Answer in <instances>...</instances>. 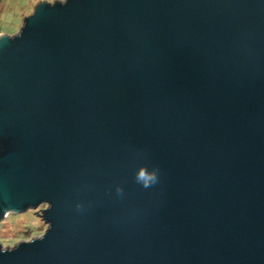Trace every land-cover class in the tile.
Segmentation results:
<instances>
[{
  "label": "water",
  "instance_id": "water-1",
  "mask_svg": "<svg viewBox=\"0 0 264 264\" xmlns=\"http://www.w3.org/2000/svg\"><path fill=\"white\" fill-rule=\"evenodd\" d=\"M41 205L0 264H264V0L41 2L0 35V218Z\"/></svg>",
  "mask_w": 264,
  "mask_h": 264
},
{
  "label": "rangeland",
  "instance_id": "rangeland-1",
  "mask_svg": "<svg viewBox=\"0 0 264 264\" xmlns=\"http://www.w3.org/2000/svg\"><path fill=\"white\" fill-rule=\"evenodd\" d=\"M54 1L63 2L64 0H0V34L16 35L23 19L33 12L37 4ZM45 208V205H41L36 209H29L19 214L9 213L2 216L0 218V245L3 249L13 248L20 242L40 237L47 228L40 217L41 211Z\"/></svg>",
  "mask_w": 264,
  "mask_h": 264
},
{
  "label": "clouds",
  "instance_id": "clouds-1",
  "mask_svg": "<svg viewBox=\"0 0 264 264\" xmlns=\"http://www.w3.org/2000/svg\"><path fill=\"white\" fill-rule=\"evenodd\" d=\"M156 173L155 172H148L146 168H141L137 174V180L143 181V185L148 187L150 183L156 181Z\"/></svg>",
  "mask_w": 264,
  "mask_h": 264
},
{
  "label": "trees",
  "instance_id": "trees-1",
  "mask_svg": "<svg viewBox=\"0 0 264 264\" xmlns=\"http://www.w3.org/2000/svg\"><path fill=\"white\" fill-rule=\"evenodd\" d=\"M26 3H27V1H26ZM26 6V5H25ZM25 6L23 7V8H25ZM22 9V8H21Z\"/></svg>",
  "mask_w": 264,
  "mask_h": 264
},
{
  "label": "built area",
  "instance_id": "built-area-1",
  "mask_svg": "<svg viewBox=\"0 0 264 264\" xmlns=\"http://www.w3.org/2000/svg\"><path fill=\"white\" fill-rule=\"evenodd\" d=\"M1 35V34H0Z\"/></svg>",
  "mask_w": 264,
  "mask_h": 264
}]
</instances>
